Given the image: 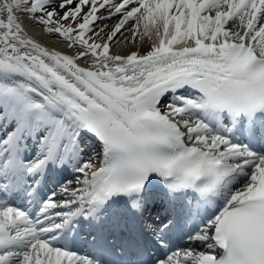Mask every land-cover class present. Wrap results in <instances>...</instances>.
<instances>
[{
  "label": "snow or ice",
  "instance_id": "6c2138e0",
  "mask_svg": "<svg viewBox=\"0 0 264 264\" xmlns=\"http://www.w3.org/2000/svg\"><path fill=\"white\" fill-rule=\"evenodd\" d=\"M0 264H264V0H0Z\"/></svg>",
  "mask_w": 264,
  "mask_h": 264
},
{
  "label": "bare ground",
  "instance_id": "6f19581e",
  "mask_svg": "<svg viewBox=\"0 0 264 264\" xmlns=\"http://www.w3.org/2000/svg\"><path fill=\"white\" fill-rule=\"evenodd\" d=\"M105 23H113V21H105ZM28 28V32L30 35L36 37L37 39H39L42 43L46 44L47 46L54 47L60 51H69L67 44H60L57 42L55 37L52 38H45L41 35L40 32H38L36 29H34L31 25H27ZM125 35H128V33H125ZM147 46H143L140 47V52L143 53L144 51H146ZM115 51L120 52V54L122 55H127L129 52L131 51H135L137 50L135 46L128 44L127 47L124 46H120L119 48L114 49Z\"/></svg>",
  "mask_w": 264,
  "mask_h": 264
}]
</instances>
